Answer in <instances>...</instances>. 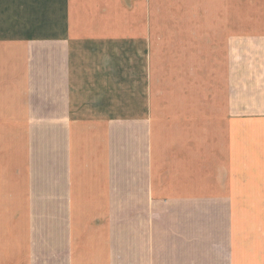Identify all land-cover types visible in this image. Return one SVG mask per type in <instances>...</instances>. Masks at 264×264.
<instances>
[{
  "label": "crops",
  "instance_id": "1",
  "mask_svg": "<svg viewBox=\"0 0 264 264\" xmlns=\"http://www.w3.org/2000/svg\"><path fill=\"white\" fill-rule=\"evenodd\" d=\"M171 3L0 0V264H264V0Z\"/></svg>",
  "mask_w": 264,
  "mask_h": 264
},
{
  "label": "rangeland",
  "instance_id": "2",
  "mask_svg": "<svg viewBox=\"0 0 264 264\" xmlns=\"http://www.w3.org/2000/svg\"><path fill=\"white\" fill-rule=\"evenodd\" d=\"M203 1L204 0H166V2H175V3H171L172 5H166L162 8H159V10H161L163 12V15H161L163 25L165 24L167 27V24H169V26H170V24H172V22L174 20H176L170 16H176L178 19H179V17H182L184 15H187V16L189 15V17H190V15L196 16L195 24H196V30L198 32V35H197L196 40L194 38V41L196 43V46H203L204 45V39L201 37V35H199V32H202V34H203V30H204ZM133 9H135V8H133ZM247 13H248V8L245 7V14H247ZM191 18H189V19L192 22ZM185 24H188V23H185ZM159 36L160 35L158 33L157 39L153 40L154 48L170 49L172 47H178L179 46V40L161 39ZM216 43H217V40H214V45ZM170 53H171L170 51H166L164 55L160 56V58L170 59V58H172V55Z\"/></svg>",
  "mask_w": 264,
  "mask_h": 264
}]
</instances>
